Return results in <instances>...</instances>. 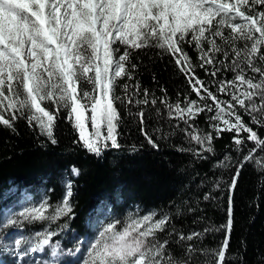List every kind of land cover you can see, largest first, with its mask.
Instances as JSON below:
<instances>
[{
    "label": "snow or ice",
    "instance_id": "snow-or-ice-1",
    "mask_svg": "<svg viewBox=\"0 0 264 264\" xmlns=\"http://www.w3.org/2000/svg\"><path fill=\"white\" fill-rule=\"evenodd\" d=\"M185 45L196 50L195 63ZM140 49H160L161 55L172 57L190 88L183 100L178 93L177 102L170 103L165 88L157 97L148 89L141 93L138 81L119 83L135 80ZM197 69L209 79H202ZM226 73H232L231 79ZM118 88L124 95L117 93ZM137 95L142 99H135ZM158 101L168 117L187 126L179 131L187 132L189 142L195 141L202 149L179 151L201 159L205 152L214 155L213 140L224 132L233 134L235 152L246 149L228 184V220L221 226L226 238L211 252L215 264H225L233 227L231 193L240 171L250 163L264 172V133L260 131L264 129V0H0V126L15 131V123L23 119L55 145V131L63 116L78 134L75 142L101 157L109 149L122 147L118 129L123 124L120 106H124L129 116L138 118L146 141L158 148L154 135L162 130L156 128L149 134L145 110L138 107L133 113L128 107L155 108ZM201 114L207 116L215 136L190 123ZM156 115L161 116L159 108ZM172 135L174 131L163 138ZM249 142L252 147H248ZM232 166L231 155L215 165ZM70 171L76 177L81 174L75 165ZM64 187V195L55 205L45 197L38 205L9 211L0 218V231L21 228L24 222L47 224L31 237L15 238L11 246L0 235V246L9 249L16 264H60L64 253L60 242L53 243L52 238L67 225L57 230L50 226L73 213L72 180L65 181ZM170 222L168 214L150 211L140 215L137 209L123 222L113 219L101 224L85 250L78 246L68 254H80L75 264H192L198 251L208 254V250L191 244L182 255L174 254L169 247L172 241L163 235L176 234L179 243L204 233L177 234L174 228L170 230ZM46 247L50 250L48 259H25Z\"/></svg>",
    "mask_w": 264,
    "mask_h": 264
},
{
    "label": "trees",
    "instance_id": "trees-1",
    "mask_svg": "<svg viewBox=\"0 0 264 264\" xmlns=\"http://www.w3.org/2000/svg\"><path fill=\"white\" fill-rule=\"evenodd\" d=\"M185 50L195 63L196 50L187 45ZM160 51L137 50L135 80H120L119 83L131 85L138 81L141 93L148 89L157 97L163 95L160 89L165 88L169 102L175 104L177 94L180 93V100H183L190 88L172 57L161 55ZM197 72L202 79H209L202 69H197ZM231 76L232 73L225 74L227 79ZM117 93L124 95L119 88ZM136 98L142 99V96L137 95ZM191 98L196 99L195 94ZM128 107L133 113L138 107L145 110L149 117L146 128L149 134H153L156 128L162 130L154 135L158 148H153L146 141L139 131L138 118L129 116L124 106H120L123 124L118 129L122 147L109 149L101 157L88 153L82 144L75 142L78 134L63 116L55 131L58 140L55 145L29 128L23 119L15 123V131L0 126V218L23 203L27 194L32 199L47 197L49 204H57L64 195L65 181L72 180L73 213L71 218L61 217L51 224V230L67 225L52 238L53 243L59 241L60 246L74 251L78 245L73 239L87 236L89 226L97 221L95 214L98 213L103 214L104 221L119 219L123 222L129 212H136L137 209L140 215L156 211L171 217L170 230L174 228L177 234L204 233L192 241L179 243L176 234L163 235V239L172 241L169 247L174 254L182 255L191 244L199 250H208V254L198 251L192 258V264H203L206 260L215 264L211 252L219 249L226 238L221 226L228 220V184L236 172V163L242 159L246 149L245 152H235L233 134L224 132L213 140L215 154L205 152L204 159L198 158L191 152L179 151L180 148L202 149L195 141L189 142L187 132L179 131L180 128L187 129V126L168 117L165 106L159 101L155 108L135 104ZM156 108L161 112L159 118ZM244 119L248 121L249 117L244 116ZM206 121L207 116L201 114L190 123L203 133L215 136ZM88 130L91 131L90 123ZM171 131L175 135L163 138ZM260 131L264 133V129ZM248 147H252L250 142ZM225 155L232 156L233 166L227 169L215 167ZM73 165L81 170L78 177L71 175ZM217 182L219 187H216ZM206 195L210 198L205 199ZM231 196L233 227L225 264H264V172L257 171L254 164L246 163ZM27 224L24 222L21 227L26 234L27 231L34 234L47 226L39 221L28 227ZM205 229L209 231L205 233ZM2 233L3 230L0 235ZM5 261L9 264L7 258L0 255V262L5 264Z\"/></svg>",
    "mask_w": 264,
    "mask_h": 264
},
{
    "label": "rangeland",
    "instance_id": "rangeland-1",
    "mask_svg": "<svg viewBox=\"0 0 264 264\" xmlns=\"http://www.w3.org/2000/svg\"><path fill=\"white\" fill-rule=\"evenodd\" d=\"M24 198L25 199L23 200V203L18 205L19 208L17 207L14 210L12 209L13 212L21 211L24 207H28V206H31L33 204L38 205L43 200L40 198L32 199L29 194H27V197H24ZM38 199H40V200H38ZM7 213H5V214H7ZM95 217L97 218V221L94 220V223H91V225L89 226V233L87 234V236L85 238L76 237L73 239V242L75 244H77L78 246H80L82 251L87 248L88 243L94 238L97 230L100 228V225L108 222V221L103 220L105 217H103V214H101V213L95 214ZM29 224H31V223H28L27 227ZM34 234H28V231L26 234L24 231H22V228L10 227L8 229H3L2 236L4 237V243L11 246L12 241L15 238H19L21 236L31 237ZM81 242H83V243H81ZM60 248H61L62 252L64 253V255H62L60 257V264H75L77 256L80 254L78 253L76 256L70 255V254H68L70 252L69 250L65 249L62 246H60ZM75 250L71 251V252H75ZM49 253H50V250L46 247L44 252L31 253L30 257H26L25 259L26 260L29 258L36 259V260L48 259ZM0 255L3 257H6L9 264H16V257L12 255V253L9 251L8 248L0 246Z\"/></svg>",
    "mask_w": 264,
    "mask_h": 264
},
{
    "label": "bare ground",
    "instance_id": "bare-ground-1",
    "mask_svg": "<svg viewBox=\"0 0 264 264\" xmlns=\"http://www.w3.org/2000/svg\"><path fill=\"white\" fill-rule=\"evenodd\" d=\"M137 99V98H136Z\"/></svg>",
    "mask_w": 264,
    "mask_h": 264
}]
</instances>
